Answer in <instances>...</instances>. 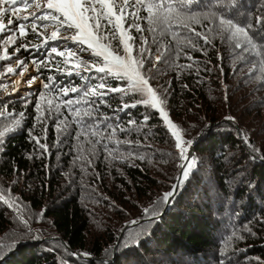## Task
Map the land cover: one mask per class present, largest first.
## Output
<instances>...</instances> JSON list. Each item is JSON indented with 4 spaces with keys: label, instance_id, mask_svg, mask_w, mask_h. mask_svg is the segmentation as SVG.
I'll return each mask as SVG.
<instances>
[{
    "label": "trees",
    "instance_id": "trees-1",
    "mask_svg": "<svg viewBox=\"0 0 264 264\" xmlns=\"http://www.w3.org/2000/svg\"><path fill=\"white\" fill-rule=\"evenodd\" d=\"M152 2L131 0L123 27L143 29H129L131 55L144 60L141 72L168 120L144 105L140 92L85 97L102 91V82L105 89L129 84L85 70L102 64L87 45H44L30 21L19 22L29 34L7 49L11 58L0 61V73L23 60L37 84L27 96H0V264H264V25L255 21L264 16V0H235L236 7L233 0H200L191 8L201 14L198 23L173 20L170 29L154 31L147 19ZM219 5L241 24L251 18L248 51L235 47L218 21L203 19L221 14ZM110 29L102 44L125 56ZM22 44L29 50L17 53ZM52 46L65 56L50 53ZM145 47L150 60L149 52L140 55ZM73 87L79 91L63 94ZM67 101L80 103L65 107ZM173 133L187 152L193 146V166L166 202L183 162Z\"/></svg>",
    "mask_w": 264,
    "mask_h": 264
},
{
    "label": "snow or ice",
    "instance_id": "snow-or-ice-1",
    "mask_svg": "<svg viewBox=\"0 0 264 264\" xmlns=\"http://www.w3.org/2000/svg\"><path fill=\"white\" fill-rule=\"evenodd\" d=\"M137 5H144V0H134ZM131 0H123V6L116 4V0H45V4L42 7L40 0H0V33L6 31L11 34L7 38V42L10 44H15L17 39L26 37L29 33L27 31L26 23H19L20 21L31 22V32L37 36L42 35L38 32V27L47 28L49 23L56 26V30L51 32V35L44 40V45H47L50 41H63L70 40L73 43L87 45L88 50L92 52V55L99 58L102 61L101 65H85V70L91 71L95 68L96 71L104 73L105 75H111L118 79H126L128 81L129 87L127 89L123 88H108L105 89V84L102 82L98 85V88L102 91H97L96 88L91 89L88 92H84L85 97L88 96H98L101 99L107 96L111 92H123L128 95L131 92H140L143 96L147 97L141 102L150 106L153 109H159L165 120H168L167 113L164 108L161 107L163 100L158 96L157 92L150 86L149 81L142 74L141 69L144 68V60L134 59L131 55V44L129 41H133L134 38L130 35L129 29L135 28L137 32H142V27L133 23L129 25L128 29L123 27L124 21L129 19V14L127 9L130 7ZM22 6V7H18ZM35 6L40 14L37 15L36 12H32L28 15H19L22 10H26L32 6ZM200 6V0H154V2L147 5L148 11V23L150 30H155L152 26H167L168 29L171 27V22L173 20L179 21L180 24L187 26L191 22H199L201 14L198 12L191 11L193 6ZM207 6V5H206ZM211 6L216 7V4ZM120 7L119 13L115 10ZM232 7H236V2L233 0ZM219 10L221 14L217 12L210 11L203 14V19H212L213 22L218 21V27L223 29L225 32L229 33V39L235 41V47L242 48L244 51H248V46L252 44V37L249 32L253 30V24L251 18L241 24L237 20L232 18H227L230 16V8L227 5H219ZM186 11H190L191 14H184ZM11 14L10 18L7 20V24L4 23V18L7 14ZM132 17L139 18L137 12L131 13ZM101 21H106V24L101 23ZM256 26L264 25V16L255 17ZM14 22L17 24L16 27H11ZM111 26V38L115 39L117 34L119 35L120 43L124 47L126 53L125 56L119 55L118 51L114 49L111 44H102V40L108 37L103 36V30L108 26ZM75 30V35L73 36H58L60 31H71ZM167 30V29H166ZM18 33V36H17ZM195 37L203 39L204 43L207 44L209 41L206 36H202L201 33H194ZM127 37V39H125ZM146 43V41H145ZM21 49L28 51V44H22L20 47L16 48L15 51L19 53ZM145 52L149 50L145 48L140 49V55L143 56ZM50 53H56L60 56H65L64 52H59L55 46L50 48ZM67 56L69 58L75 56V53L68 51ZM5 59H10L7 55V49H4V54L0 55V61ZM79 61V58H77ZM146 59H151V53L149 52ZM158 62L161 60V56H156L155 58ZM68 60H65L67 63ZM36 64L37 71H39V63L33 61ZM83 61H79L74 65L75 69H79ZM23 65L21 69V76H23L24 71L27 69L28 65L20 60L17 63V67ZM16 69L9 67L5 73H0V76H6L8 74L15 73ZM69 75L72 74V70H69ZM154 78V77H152ZM37 79L33 76L31 80L28 81V86L31 87L32 83ZM51 79V78H50ZM5 84H0V87H5ZM45 89L49 88L48 84H43ZM15 91V89H14ZM68 91L73 93L79 90L75 87L72 89H64L63 94L67 95ZM73 103H80V101H67L65 107L71 106ZM136 104L132 105H122V108L135 107ZM40 106L37 105V110L39 111ZM89 114V113H86ZM2 115V114H0ZM21 117L23 113L19 114ZM40 118V117H38ZM148 116L144 117V121L147 122ZM19 123V122H17ZM130 124H134L135 121H129ZM171 124V121H169ZM172 127H176L172 125ZM123 131V129H121ZM177 143L176 148L179 150L181 159L186 161V165H182V175L187 177L193 164L187 154V149L184 144L180 143L182 139L176 133ZM35 141L40 148H45L46 145L39 143V138L36 137ZM185 143L190 144L191 141H186ZM2 147V146H0ZM165 198L173 195V193H165ZM17 210L19 211V206L17 205ZM22 223L27 225V220L22 219ZM73 255H81L73 253ZM87 257L88 253L82 254Z\"/></svg>",
    "mask_w": 264,
    "mask_h": 264
},
{
    "label": "rangeland",
    "instance_id": "rangeland-1",
    "mask_svg": "<svg viewBox=\"0 0 264 264\" xmlns=\"http://www.w3.org/2000/svg\"><path fill=\"white\" fill-rule=\"evenodd\" d=\"M41 6L43 7L45 4V0H40ZM119 6L121 5L120 2L117 3ZM18 7H22L19 6ZM120 8V7H119ZM32 12H36L37 15L40 14V11L37 10L35 8V6L33 5L30 8H27L26 10H22L19 15L23 16V15H28ZM11 14H7L4 18V23L7 24V20L10 18ZM30 26H31V22H30ZM11 27H14L13 25ZM56 30V26L52 23L48 24V27L42 28L39 27L38 32H40L42 35L41 37L43 39H46L47 37H49L51 35L52 31ZM8 32V31H6ZM2 33H0L1 35ZM11 33L8 32L4 35L1 36L0 38V55L4 54V49H8L10 46H12L13 44H10L7 42V38ZM75 30H71V31H60L58 32V36L64 37V36H73L75 35ZM18 36V33H17ZM18 40V39H17ZM16 40V41H17ZM60 41V40H59ZM64 41V40H63ZM81 44L76 45V47H79ZM83 46V45H82ZM75 47H73L74 49ZM8 55V53H7ZM11 58V57H10ZM12 67L14 69H16L15 73L13 74H8L6 76H0V84H5V87H0V96H4L5 92L7 91V93H9V95L14 96L17 94H21V95H28L29 91L31 88H33L36 84H37V79L32 83L31 87L28 86V81L32 79L33 74H32V70L30 68V66L28 65L27 69L24 71L23 76H21L20 72H21V68H17L16 66V62H13L10 66H8L7 68ZM7 68L4 70V73L6 72ZM15 89V91H14ZM0 97V98H1ZM184 161V160H183ZM183 165H186V161ZM182 169H180L181 171Z\"/></svg>",
    "mask_w": 264,
    "mask_h": 264
},
{
    "label": "water",
    "instance_id": "water-1",
    "mask_svg": "<svg viewBox=\"0 0 264 264\" xmlns=\"http://www.w3.org/2000/svg\"><path fill=\"white\" fill-rule=\"evenodd\" d=\"M6 95H9V93H7V91L5 92V95H4V96H6ZM192 152H193V146H191V147L189 148L188 152H187V154H188V156H189V158H190V161H191ZM184 163H185V160L182 162V165H183ZM182 178H183V175L180 173V170H179V172L177 173V175H176V177H175V180H174V182H173L171 188H170L166 193H174V191H175V189H176L178 183L181 181ZM170 197H171V196H170ZM170 197L166 198V202H168V200H169ZM132 224H133V223H131L130 225H132Z\"/></svg>",
    "mask_w": 264,
    "mask_h": 264
},
{
    "label": "bare ground",
    "instance_id": "bare-ground-1",
    "mask_svg": "<svg viewBox=\"0 0 264 264\" xmlns=\"http://www.w3.org/2000/svg\"><path fill=\"white\" fill-rule=\"evenodd\" d=\"M180 173L182 174V170L180 171Z\"/></svg>",
    "mask_w": 264,
    "mask_h": 264
}]
</instances>
